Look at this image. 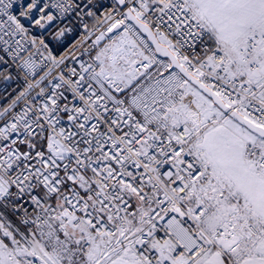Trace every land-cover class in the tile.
Wrapping results in <instances>:
<instances>
[{"label": "snow or ice", "instance_id": "snow-or-ice-1", "mask_svg": "<svg viewBox=\"0 0 264 264\" xmlns=\"http://www.w3.org/2000/svg\"><path fill=\"white\" fill-rule=\"evenodd\" d=\"M0 264H264V0H0Z\"/></svg>", "mask_w": 264, "mask_h": 264}]
</instances>
